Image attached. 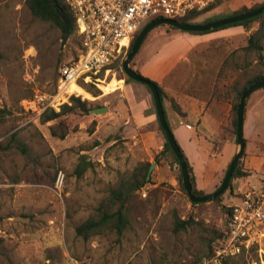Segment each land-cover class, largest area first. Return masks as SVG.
I'll return each instance as SVG.
<instances>
[{
  "label": "rangeland",
  "instance_id": "obj_1",
  "mask_svg": "<svg viewBox=\"0 0 264 264\" xmlns=\"http://www.w3.org/2000/svg\"><path fill=\"white\" fill-rule=\"evenodd\" d=\"M24 1L0 0V264H198L216 242L227 210L241 197L240 191L246 186L262 187L251 186V182L264 184V137L254 136L248 114L255 92L245 105L248 148L241 157L242 165L247 156L262 159L257 172L250 170L251 179L239 185L233 181L232 191L226 190L217 202L192 206L167 155L171 174L161 183L154 182V166L151 183L132 193L124 206L128 219L124 231L118 235L105 228L83 239L75 228L93 217L109 191L119 187L141 162H155L163 148L158 151L154 140L140 135L134 138L132 126L128 127L125 107H144L149 92L138 82L126 81L123 71L94 85L100 92L96 97L84 89L72 95L58 91V69L75 57L78 41L73 35L62 42L57 29L32 19ZM263 3L222 0L217 9L192 23ZM257 28L253 24L249 30L235 27L193 35L158 26L147 35L130 66L135 71L140 60L156 77L173 67L163 85L167 115L180 112L179 101L189 112L205 103H218L223 108L219 109L221 138L230 135L235 139L232 105L237 91L259 67L256 54L240 49ZM36 93L52 96L54 107L50 109L56 113H63L72 97L108 111H65L57 120L41 123L45 110L38 114L23 104ZM51 127L58 135L65 132V137L52 136ZM157 137L163 143L159 133ZM179 142L187 146L186 151L192 147L186 136ZM81 155L92 168L77 178L74 170ZM59 172L61 187L56 186ZM219 177L216 186L224 171ZM178 221L187 223L184 229L176 230ZM214 264H264V238Z\"/></svg>",
  "mask_w": 264,
  "mask_h": 264
},
{
  "label": "built area",
  "instance_id": "obj_2",
  "mask_svg": "<svg viewBox=\"0 0 264 264\" xmlns=\"http://www.w3.org/2000/svg\"><path fill=\"white\" fill-rule=\"evenodd\" d=\"M75 19L78 41L73 59L58 69V91L69 83L78 86L104 82L122 72L117 61L124 59L135 35L150 21L163 18L182 19L192 12H201L216 0H64ZM53 97L36 93L23 101L27 110L41 114L54 107ZM63 175L58 173L56 186ZM227 232L213 245V255L198 264H214L237 256L243 248L264 238V187L247 188L238 202L229 206Z\"/></svg>",
  "mask_w": 264,
  "mask_h": 264
},
{
  "label": "trees",
  "instance_id": "obj_3",
  "mask_svg": "<svg viewBox=\"0 0 264 264\" xmlns=\"http://www.w3.org/2000/svg\"><path fill=\"white\" fill-rule=\"evenodd\" d=\"M222 0H216L214 4L209 6L207 9L201 11V12H192L188 14L186 17L182 19H178L177 21L180 23H186V24H207L211 23L214 21H218L227 17H231L234 15H239L242 13L249 12L251 10H254L263 4L256 5L250 9L247 8H242L237 11L229 12V13H220V14H215L210 17H207L202 23H192V20L195 18L200 17L203 14L209 13L219 7L221 4ZM24 5L26 9L29 11L31 17L33 20L38 21L40 23H48L50 26H52L54 29H57L59 32V38L62 42H66L70 37L75 35V19L73 17V14L69 8V6L65 3L64 0H25ZM253 24H258V28L252 32L248 38H247V45L243 48L240 49L245 54H250L254 53L257 55V64L258 68L257 70L246 80L244 85L241 86V88L237 91L236 97H235V103L232 105V115H233V120H232V129H233V135H235V130H236V108L238 106L241 94L253 83L257 81L264 80V61H263V55L262 53L264 52V13L256 16L252 19H248L245 21H241L232 25H228L226 27H222L221 29H216L212 30L209 32H201V33H190L193 35H204V34H209L213 32H217L220 30L228 29V28H235V27H241L245 30L251 29ZM169 29H175L172 27L167 26ZM177 30V29H176ZM140 32H138L135 35V38ZM134 38V40H135ZM134 40L132 41L127 53L129 52ZM126 53V54H127ZM1 56V55H0ZM124 59L117 61V65L119 67H122V62ZM138 74H140L137 70H135ZM141 75V74H140ZM126 81H132V79L127 77ZM155 83V82H154ZM156 87L158 89L161 102H162V107H163V112L165 116L166 123L170 129L168 120H167V112L164 108V102L166 100V94L165 91L160 87L158 84H156ZM85 91L91 93L93 96H97L100 92L98 89L95 88L94 85L92 84H83L81 86ZM91 89L93 91H91ZM148 90L150 96L151 93L149 89L146 87ZM264 89V88H263ZM262 90V89H260ZM25 98V97H24ZM152 99V96H151ZM153 103V100H152ZM154 105V104H153ZM97 108L93 107L91 105H88L87 102L80 101L76 97L71 98V105L70 106H63V109L65 111H73V110H79L80 112L83 113H89L92 109ZM56 113L52 109H46L41 115H40V121L41 123H46L49 121L57 120L61 116H63L64 112ZM65 112V113H67ZM156 130L157 132L162 136L163 138V150L158 153V155L155 156V160L157 161L159 156L165 157L168 155L170 158V166H172L173 169L179 172L178 174V184L181 187L182 191L185 193L182 184H181V177H180V170H179V165L178 162L173 155L167 141L165 140V137L162 133V130L160 128V125L157 120L156 124ZM51 135L54 137L58 138H64L66 133L63 132L60 135H58L54 130L53 127H51ZM12 137L11 139H13ZM235 140V139H234ZM236 142V140H235ZM179 146V145H178ZM180 148V147H179ZM180 151L183 155V158L186 162L187 169H188V175H189V180L193 189V193L196 196H202L206 195L204 194V191H200L196 188L195 184V177L193 173V169L188 163L183 151L180 148ZM245 153L242 155V158L244 157ZM242 158L239 161L232 178L228 184L227 190L232 191V182L235 181L236 179L244 178L249 175L250 171H245L243 169L242 165ZM155 161V163H156ZM229 165V164H228ZM227 165V167H228ZM150 167V163L147 161L141 162L138 167H136L133 172L121 183V185L117 188H113L109 191L108 196L105 197L102 202L100 203L98 209L96 210V214L89 218L87 221L79 225L78 227L75 228V233L78 237H81L83 239L88 238L91 235H94L98 232H100L102 229H109L115 231L118 235H120L124 229L126 228L128 224V219L126 217L125 211H124V206L126 202L130 199V196L132 193L139 192L146 184L151 183L150 181L146 180V175L148 172V169ZM224 170V174L226 172V169ZM92 168V163L87 161L85 155H81L79 157V162L75 167L74 174L77 178H80L87 169ZM219 187L216 186L215 189ZM186 194V193H185ZM187 196V195H186ZM188 198V197H187ZM221 197L216 198L213 200V202H217L220 200ZM189 200V199H188ZM192 206H196V204L191 203ZM231 210L228 208L227 213H226V220L227 217L230 215ZM187 223L183 221H178L176 224L177 229H184ZM227 232L226 228V221L224 228L221 229L216 234V237L214 238L216 241L221 240L225 237ZM213 247H209L207 252L204 254V256L199 260H203L206 258H209L213 255ZM198 261V262H199Z\"/></svg>",
  "mask_w": 264,
  "mask_h": 264
},
{
  "label": "crops",
  "instance_id": "obj_4",
  "mask_svg": "<svg viewBox=\"0 0 264 264\" xmlns=\"http://www.w3.org/2000/svg\"><path fill=\"white\" fill-rule=\"evenodd\" d=\"M230 30L231 28L227 29L226 32ZM139 62L140 60H138L136 70L143 77H149L150 79L156 80V83L162 87L163 90H165L163 85H165L173 67L169 72H166V74L156 77L149 73V71H146L145 65ZM128 86H126V88H128ZM115 89H118V87ZM254 94L256 97L252 100L248 111V114L250 115L249 123L251 122V131L254 136L256 138H262L264 137V89L258 90ZM148 96L149 100L146 99V96H143L145 104L144 107H137L135 105L128 104V106L125 107L126 111L124 114L126 116L128 127L132 126L131 132L135 133L134 138H137V135H140L141 137H145L147 140H154V148L156 146L157 150L160 151L163 148V143L162 140L157 137L156 111L150 94ZM179 104V113L167 115L170 130L181 150L183 149L185 151L184 155H186L190 161L189 164L193 169L196 188L204 192L213 191L212 189H214L219 182V175L225 170L237 150L236 142L230 137V135L224 140L221 138L223 131L220 128L221 113L219 112V109L222 110L223 108L218 103L212 102L210 105L205 103L202 108H197L196 110L189 112L182 102L179 101ZM246 112L247 109L244 112V139H246ZM184 136H186L187 143L192 144L189 151H186L187 146H180L179 144V141H182ZM216 141L219 143L217 144ZM247 148L248 143L245 141V153L247 152ZM243 162V169L245 171L252 170L257 172L262 164V159L257 156H247ZM152 163H154L156 167L155 179H153L154 182H163L167 177V174H171V167L167 165V158L162 157L159 159V162ZM170 177V183L174 184L175 180L172 176ZM251 178L252 177L250 176H246L244 178L236 179L234 183L239 185L240 183H245ZM251 181H254V179ZM255 184L251 182L250 185H264ZM247 188L248 186H246L244 190H241L240 194H242ZM237 202L238 199L236 203Z\"/></svg>",
  "mask_w": 264,
  "mask_h": 264
},
{
  "label": "water",
  "instance_id": "obj_5",
  "mask_svg": "<svg viewBox=\"0 0 264 264\" xmlns=\"http://www.w3.org/2000/svg\"><path fill=\"white\" fill-rule=\"evenodd\" d=\"M263 13H264V5L254 10H251L249 12L242 13L239 15H234V16L227 17V18L214 21L211 23H207V24H186V23H180L175 20H168V19H163V18L152 20L141 29L140 33L135 38L129 52L127 53L125 59L122 62V71L124 72V74L128 78L146 86L149 89L151 96H152L153 104L155 107L158 123L165 137V140L167 141L173 155L175 156L178 162L182 187L189 201L193 204H202V203L211 202L215 200L216 198L220 197L227 190V187L232 178V175L245 151L244 112H245L246 102L248 98L254 92L264 88V80L253 83L241 94L238 106L236 108L235 140H236L237 150H236L234 157L232 158V160L230 161L226 169V172L224 174V177L219 187L209 194L202 195V196H196L193 193V189H192V186L189 180L186 162L183 158V155L180 151V148L171 130L169 129L166 123L164 112H163V107H162V102H161L158 89L154 82L138 74L136 71H134L131 68L130 66L131 60L133 59V57L139 50L140 46L142 45L143 41L145 40L147 35L150 33V31L158 26H169V27L175 28L179 31L186 32V33H201V32H209L212 30L221 29L222 27H226L228 25H232V24H235L241 21L252 19ZM107 111H108L107 107H97V108L92 109L91 113L92 114H103V113H106ZM154 166H155L154 163L150 164V167L146 175L147 181L150 179L151 171L154 168Z\"/></svg>",
  "mask_w": 264,
  "mask_h": 264
},
{
  "label": "bare ground",
  "instance_id": "obj_6",
  "mask_svg": "<svg viewBox=\"0 0 264 264\" xmlns=\"http://www.w3.org/2000/svg\"><path fill=\"white\" fill-rule=\"evenodd\" d=\"M79 87L80 86H78L74 82H71L67 86H65V88L61 91L64 92V94L72 95V94H76L78 91H82L81 89H83V88L82 87L79 88Z\"/></svg>",
  "mask_w": 264,
  "mask_h": 264
}]
</instances>
